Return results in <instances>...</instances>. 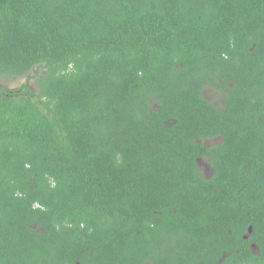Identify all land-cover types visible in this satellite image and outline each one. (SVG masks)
I'll return each instance as SVG.
<instances>
[{"label":"trees","instance_id":"16d2710c","mask_svg":"<svg viewBox=\"0 0 264 264\" xmlns=\"http://www.w3.org/2000/svg\"><path fill=\"white\" fill-rule=\"evenodd\" d=\"M0 79V264H264V0H0Z\"/></svg>","mask_w":264,"mask_h":264},{"label":"rangeland","instance_id":"374dc122","mask_svg":"<svg viewBox=\"0 0 264 264\" xmlns=\"http://www.w3.org/2000/svg\"><path fill=\"white\" fill-rule=\"evenodd\" d=\"M28 81H30L29 86L33 87V85H34L33 81L34 80H28ZM25 82H26V79L20 80V81H14V80L10 81V80H6V79H0V86H4V88H6V89H14V88H17L18 86H20V84L25 83ZM207 94H209V93H207ZM215 97L216 96L212 92L209 94V96H207L208 99H213V100L215 99ZM201 168L203 170H206V167L204 166V164L201 165Z\"/></svg>","mask_w":264,"mask_h":264}]
</instances>
